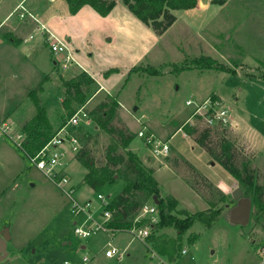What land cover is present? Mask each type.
Returning <instances> with one entry per match:
<instances>
[{"label":"rangeland","instance_id":"1","mask_svg":"<svg viewBox=\"0 0 264 264\" xmlns=\"http://www.w3.org/2000/svg\"><path fill=\"white\" fill-rule=\"evenodd\" d=\"M27 4L37 8L49 6L51 11L46 16L53 12L57 18L52 30L73 48L77 60L89 70L98 86L101 83L108 91L96 94V90L85 103V110L90 111L108 96L116 98L118 119L113 123L126 125L134 132L129 148L152 167L160 197L177 200L176 211L194 212L210 206L207 199L214 194L210 186H217L225 193V201L230 206L224 209L225 201H218L214 194L216 207L221 205L224 214L212 226L196 221L184 233L182 248L186 247L187 252L180 254L181 264H258L259 248L264 245V214L255 217L252 202L248 224L234 223L226 216L237 203L232 197L233 189L239 187L242 196H248L234 177L182 127L185 123L195 124L199 130L210 126L213 132L225 128L226 137L236 138L234 146L250 158L257 170V182L264 181V147L257 143L251 131L246 136L228 120L237 119L234 114L240 111L246 117L243 119L264 137V0H226L221 6L211 4L205 10L200 7L175 10V21L161 35L141 22L122 0L106 16H100L89 5H83L73 16L64 0H26ZM64 9L70 16L67 21ZM11 13V21L24 19L18 12ZM1 37L11 48L14 46L0 31ZM41 44L45 47L42 45L40 51L29 56L17 51L16 57L8 49L0 52V124L6 122L13 131L21 130L22 121L36 112L29 91L37 88L40 104L45 107L49 121L52 120L54 133L63 124L76 136L83 132L95 133L98 128L91 115L86 122L82 118L78 125L71 127L70 116L62 107L61 79H68L83 68L72 65L62 69L54 65L48 46ZM200 55L211 56L232 71L201 69L190 64L191 58ZM12 58L18 59V63ZM184 61L189 64L188 69L179 70ZM111 68L115 70L107 72ZM214 94L226 110L228 123L225 125L218 121L209 125L203 116L201 119L191 116L194 105L205 98L211 99ZM189 98L194 101L192 105L185 104ZM136 106L137 110L133 111ZM139 129L168 139V153L152 155L136 134ZM78 140L83 146L81 139ZM214 140L211 136L207 144L213 146ZM108 142L109 135L102 131L85 142L98 164L103 161ZM76 152L68 151L63 162L75 188L73 197L95 201V192L99 191L110 201L124 182L119 179L96 191L91 189L83 183L86 169L75 160ZM146 202L154 204L151 198ZM77 218L71 213L65 194L26 159L10 138L0 136V230L8 226L10 234L8 255L0 264H63L64 261L154 264L157 260L158 254L147 238L143 243L126 230L88 238L75 235L73 221ZM161 232L176 235L172 227L156 231ZM192 234L197 237L189 242ZM108 240L118 251H124L120 260L116 255L110 258L104 255ZM84 257L88 259L86 262ZM163 258L169 264L176 263Z\"/></svg>","mask_w":264,"mask_h":264},{"label":"trees","instance_id":"2","mask_svg":"<svg viewBox=\"0 0 264 264\" xmlns=\"http://www.w3.org/2000/svg\"><path fill=\"white\" fill-rule=\"evenodd\" d=\"M68 11L76 13L83 5H89L100 16H106L115 5V0H64ZM128 9L145 25L150 27L156 34L161 35L170 27L176 19L175 10L190 9L195 7L197 0H122ZM226 0H211V3L222 5ZM201 69H215L221 71H232V69L212 58L211 56L200 55L189 60ZM188 62L184 63L179 70L188 69ZM111 68L109 71H114ZM64 88L62 107L67 110L69 116L77 107L85 104L88 98L98 89L96 80L87 71L82 70L78 74L61 79ZM95 85V88H94ZM31 101L35 106V114L21 124V131L24 134L22 148L26 153L33 154L53 135L52 124L47 117L45 107L40 104L37 96V88L29 91ZM212 100L217 99V95L211 96ZM118 101L113 96H108L106 100L99 101L88 114L96 124L98 130L109 135V142L105 146L103 161L98 164L92 154V150L86 145L87 139L95 133L83 132L77 135L83 142V146L77 150L75 160L86 169L83 183L93 190H98L105 184H111L117 180L124 182L122 189L108 202L106 210L110 217L108 225L114 231H129L134 225H144L147 220L134 221L141 205L152 199L156 206L158 221L151 226L148 235V243L159 255L165 256L169 261H173L180 256L182 248V237L189 227L196 221L204 226H212L218 218L224 214L221 205L216 207V200L225 201L226 195L217 186L212 187L214 194L207 199L209 207L203 210L188 212L187 210H175L177 200L174 198H162L158 194V184L153 174L152 167L143 163L139 153L131 150L129 144L134 137L126 125H116L113 123L118 119ZM117 117V118H116ZM201 119L200 116H195ZM183 131L192 136L194 141L203 147L208 154L231 174L237 183L243 188L244 193L252 200L255 206L254 216L260 218L264 214V181L257 182V170L251 165L249 157L244 156L234 146L236 138L228 139L225 135V128L214 131L210 126H204L200 130L197 125L185 123ZM214 133L213 135H211ZM233 134V133H232ZM231 135V134H229ZM214 136V145L209 146L207 140ZM184 161L187 159L182 158ZM176 163V158L173 160ZM192 167V166H191ZM205 177V176H204ZM156 201V202H155ZM230 203L225 201V206ZM227 208V207H226ZM175 211V212H174ZM165 227H172L176 230V235H169L166 232L156 233ZM197 237L192 234L188 237L189 242H193Z\"/></svg>","mask_w":264,"mask_h":264},{"label":"built area","instance_id":"3","mask_svg":"<svg viewBox=\"0 0 264 264\" xmlns=\"http://www.w3.org/2000/svg\"><path fill=\"white\" fill-rule=\"evenodd\" d=\"M18 12L20 18L29 19L33 22V30L24 38L25 42L31 40H39L48 46L50 53L53 55L54 65L60 66L62 69H66L72 65H76L82 68V65L74 55L73 48L70 47L68 42L60 38L51 28L40 21L37 14L29 11L21 3L18 4L13 13ZM194 101L187 99L186 105H192ZM224 108H222L220 102L215 99L205 98L198 104L194 105V112L191 116L199 115L203 116L209 125H212L216 121L219 124L225 125L228 123L227 117L225 118ZM89 117L88 111L81 105L70 115L68 124L76 126L80 121H87ZM230 122V118L228 119ZM232 124V122H231ZM67 125L63 124L60 126L55 133L33 154L26 153L22 148V141L24 134L21 130L13 131L9 124L3 122L0 124V136L10 138L15 146L23 152L26 159L32 163L36 168L44 173L45 176L65 194L66 198L70 202V211L73 215L79 216L73 222V232L75 235L81 238H88L98 233H106L109 235L114 234V230L108 225L110 213L106 210L108 204V196L106 197L103 193L95 192V201L89 198L78 200L73 197L75 188L71 183V177L68 172L64 169V157L66 153H75L80 148V143L75 134L70 133ZM140 138L143 139L145 146L149 149L152 155H163L167 154L170 145L168 139L163 140L157 137L147 129H139L136 133ZM12 136V137H10ZM67 143V144H66ZM146 219L147 222L141 226H133L129 232L133 234L135 238L140 241H145L151 232V226L158 221V215L156 206L151 203H143L138 211V214L134 218V221ZM145 243V242H143ZM148 243V242H147ZM109 245V241L107 242ZM149 244V243H148ZM150 247V246H149ZM186 247L181 248L180 254L186 253ZM260 261L258 264H264V245L259 248ZM106 257L117 256L120 260L124 256V251H118L114 246H109L104 251ZM87 257L83 258V262H86ZM63 264H71L69 261H64ZM154 264H169L162 255L157 256V260Z\"/></svg>","mask_w":264,"mask_h":264},{"label":"crops","instance_id":"4","mask_svg":"<svg viewBox=\"0 0 264 264\" xmlns=\"http://www.w3.org/2000/svg\"><path fill=\"white\" fill-rule=\"evenodd\" d=\"M50 1H56V0H50ZM209 1L210 0H197L195 7L191 8V9H196V8L200 7L202 10H205V9L209 8L211 4H213V3L209 2ZM25 2H26V0H12L10 2H9V0H0V31H1L2 34L6 35L8 37V39L14 44V46L11 48L10 45L4 43L3 38L1 37L0 38V52H2L5 49H8L12 53H15L16 57H18L17 56V51L25 52V55L29 56L31 53H35L37 51H40V49H42L41 47L44 46L43 44H41V42L39 40H34V43H30V42L28 43V42H25L24 39H23L24 37H26L27 34H29L32 31V28L34 26L32 21H30L29 19H23V20L19 19V20H13V21L10 20L11 15L9 16V14L14 10V8L18 4L21 3L29 11L37 14V16L39 17L40 21L43 22L44 24H46L49 28H51L57 22L56 15L53 14V12H51L48 16H46V14H48V11H51L49 6L45 7L43 5V6H40V7L37 8V7H33L30 4L25 5ZM117 4H118V0H115L114 7ZM216 5H218V4H216ZM66 6H67V4H66ZM219 6H221V5H219ZM82 7L76 13H74L72 15L73 16L77 15L80 12V10L82 9ZM67 9H68V7H67ZM64 13L66 15V21H67L70 16H68V14H67L68 12L66 10L64 11ZM174 13H175V11H174ZM49 55L52 58V54L50 52H49ZM12 60H13V62L15 61L16 63H18V59H13L12 58ZM82 68H83V70L87 71L85 69V67L82 66ZM76 73H78V71ZM91 76H93V75H91ZM104 90L106 92H108L105 89V87L100 83L96 94L99 93L100 91H104ZM95 95L93 97H95ZM84 105L85 104H83V106ZM233 107H234V105H233ZM84 109H85V106H84ZM244 116L245 115L242 112H240V111H238V113L234 114V117L237 118V119H232L233 121L231 120L234 129L240 130L242 133L246 134V136H248L249 132L251 131V133L254 134V136H255L254 138H256L257 143L264 147V137L247 120L243 119ZM244 118L246 119V117H244ZM237 120H240V123ZM24 121H22V122H24ZM51 121L52 120H50V122ZM245 129H247V131H244ZM250 140H251V144L252 145L254 144L253 145V147H254L255 143L253 142L252 138H250ZM226 216L228 217V214H226ZM9 240H10V238H9ZM108 241H109V245L107 243L105 244L106 249L109 246H112L110 244L111 241L110 240H108ZM84 246L85 245H81L82 248H84ZM126 247H127V245L125 247H123V248L125 249ZM108 258H110V257H108ZM180 260H181V257H178L177 259H175L174 260L176 262L175 264H181Z\"/></svg>","mask_w":264,"mask_h":264},{"label":"water","instance_id":"5","mask_svg":"<svg viewBox=\"0 0 264 264\" xmlns=\"http://www.w3.org/2000/svg\"><path fill=\"white\" fill-rule=\"evenodd\" d=\"M137 110V106L133 108V111ZM232 197L237 200V203L231 206L228 218L237 224L246 225L249 222V215L252 206V200L248 197L242 196L241 188L237 187L232 190ZM153 200H157L156 196H153ZM156 202V201H155ZM10 238L8 226H4L0 230V261L5 259L8 255L7 241Z\"/></svg>","mask_w":264,"mask_h":264}]
</instances>
